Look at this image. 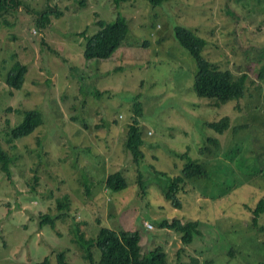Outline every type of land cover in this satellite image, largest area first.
<instances>
[{
  "label": "rangeland",
  "instance_id": "1",
  "mask_svg": "<svg viewBox=\"0 0 264 264\" xmlns=\"http://www.w3.org/2000/svg\"><path fill=\"white\" fill-rule=\"evenodd\" d=\"M16 2L0 8V148L11 157L9 175L0 162V264L46 256L58 264L59 251L70 264H88L72 239L77 224L87 237L102 226L139 230L142 250L161 246L167 264H264V212L253 223L264 198V0ZM118 13L128 23L122 44L86 58L81 32ZM175 26L201 36L214 65L247 74L242 97L216 106L196 93L195 59ZM14 59L26 65L15 89L5 82ZM28 108L42 112V123L9 140ZM223 115L228 125L218 134L207 123ZM133 118L143 133L140 166L124 145ZM188 159L208 175L187 180L176 208L163 189ZM118 170L128 186L113 192L105 180ZM64 195L68 216L40 226V214L55 216ZM174 219L199 221V232L183 241L160 224Z\"/></svg>",
  "mask_w": 264,
  "mask_h": 264
},
{
  "label": "trees",
  "instance_id": "2",
  "mask_svg": "<svg viewBox=\"0 0 264 264\" xmlns=\"http://www.w3.org/2000/svg\"><path fill=\"white\" fill-rule=\"evenodd\" d=\"M116 5L129 0H112ZM150 5H160L165 0H146ZM11 2L17 5L16 0H0V8L6 7ZM83 2V1H82ZM54 8L39 15L37 20L39 26L43 27L44 20H48L50 14L54 12ZM58 14V13H57ZM60 14V13H59ZM100 22V28L91 34H81L85 38L83 54L86 58H106L110 56L123 42L128 32V23L123 15L117 14L116 18L109 23ZM174 36L178 43L184 47L195 59L196 70L193 76L192 86L196 93L200 96H206L213 99V103L217 106L229 99H238L242 97L246 89L245 72L235 76L228 69L219 68L202 54V48L205 40L195 34L191 29L184 26H175ZM26 65L16 59L11 63L5 74L6 84L15 89L19 88L23 82ZM136 108L141 105L139 102L134 103ZM22 117L19 122L14 124L8 132L9 140L18 139L32 132L34 128L43 121L42 112L36 108L23 109ZM227 116L223 115L217 121L208 122L207 126L214 132L220 134L227 127ZM139 125V121L133 118V121L127 126V133L124 145L131 153L135 163L140 166L143 162L145 154L143 152V135ZM208 141L217 146L218 142L215 138H208ZM180 156V155H179ZM184 157V156H182ZM1 168L8 173V165L11 157L0 148ZM156 175H164V172L154 169ZM206 168L199 162L188 159L181 169V173L172 177L168 184L164 187L163 192L167 200L176 208H180L181 201L177 194L184 192V185L187 180L195 177H207ZM106 188L113 192H118L128 186L126 176L122 171H114L107 175L105 180ZM85 188L88 192V186ZM71 201L68 195H64L59 201V211L55 216L50 213L40 214L39 225L45 223L55 224L56 219L68 216ZM253 223L258 224L260 214L264 212V198H261L253 210ZM162 226L174 229L181 233L183 241H190L194 233H198L199 221H188L182 223L179 219H174L171 223L163 220ZM74 242L82 249V256L88 264H167V253L161 246H155L148 250H142L141 233L139 230L132 229H112L102 226L95 236L87 237L83 231L79 230V225H75L72 230ZM58 264H70L66 259L64 251L57 253ZM33 264H50L49 257L34 262Z\"/></svg>",
  "mask_w": 264,
  "mask_h": 264
}]
</instances>
